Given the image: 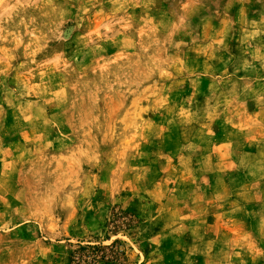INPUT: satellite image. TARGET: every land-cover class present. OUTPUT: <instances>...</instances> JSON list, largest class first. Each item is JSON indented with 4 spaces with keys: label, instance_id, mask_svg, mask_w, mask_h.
I'll list each match as a JSON object with an SVG mask.
<instances>
[{
    "label": "rangeland",
    "instance_id": "374dc122",
    "mask_svg": "<svg viewBox=\"0 0 264 264\" xmlns=\"http://www.w3.org/2000/svg\"><path fill=\"white\" fill-rule=\"evenodd\" d=\"M0 264H264V0H0Z\"/></svg>",
    "mask_w": 264,
    "mask_h": 264
},
{
    "label": "trees",
    "instance_id": "16d2710c",
    "mask_svg": "<svg viewBox=\"0 0 264 264\" xmlns=\"http://www.w3.org/2000/svg\"><path fill=\"white\" fill-rule=\"evenodd\" d=\"M131 216L132 217H134V219L136 220V216L134 215V214H131ZM112 228H114V229H118V228H120V224H119V222L117 221V219H116V221L112 224ZM107 240H111V237L109 236L108 238H107ZM90 247V246H89ZM98 248V247H97ZM82 256H78V258H81Z\"/></svg>",
    "mask_w": 264,
    "mask_h": 264
}]
</instances>
